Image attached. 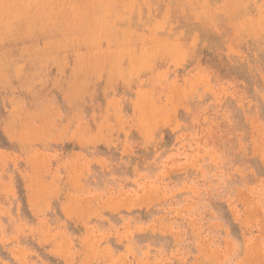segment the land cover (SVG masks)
<instances>
[{"label":"rangeland","instance_id":"1","mask_svg":"<svg viewBox=\"0 0 264 264\" xmlns=\"http://www.w3.org/2000/svg\"><path fill=\"white\" fill-rule=\"evenodd\" d=\"M0 264H264V0H0Z\"/></svg>","mask_w":264,"mask_h":264},{"label":"bare ground","instance_id":"2","mask_svg":"<svg viewBox=\"0 0 264 264\" xmlns=\"http://www.w3.org/2000/svg\"><path fill=\"white\" fill-rule=\"evenodd\" d=\"M2 3V2H1ZM4 15V14H3ZM10 15H12V14H10ZM1 17H2V15H1ZM9 20H10V18H9ZM54 189V188H53ZM78 202V201H77ZM76 206V205H75ZM103 206V205H102Z\"/></svg>","mask_w":264,"mask_h":264}]
</instances>
